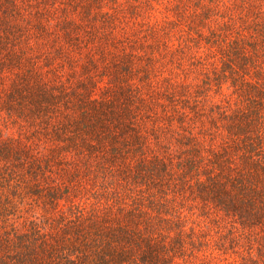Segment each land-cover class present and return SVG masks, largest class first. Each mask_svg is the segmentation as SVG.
Listing matches in <instances>:
<instances>
[{
    "label": "trees",
    "instance_id": "trees-1",
    "mask_svg": "<svg viewBox=\"0 0 264 264\" xmlns=\"http://www.w3.org/2000/svg\"><path fill=\"white\" fill-rule=\"evenodd\" d=\"M0 264H264V0H0Z\"/></svg>",
    "mask_w": 264,
    "mask_h": 264
}]
</instances>
